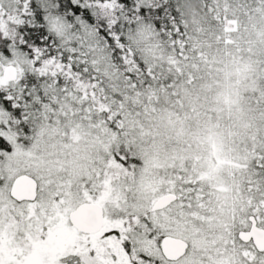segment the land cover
Masks as SVG:
<instances>
[{"label":"snow or ice","instance_id":"1","mask_svg":"<svg viewBox=\"0 0 264 264\" xmlns=\"http://www.w3.org/2000/svg\"><path fill=\"white\" fill-rule=\"evenodd\" d=\"M0 264H264V0H0Z\"/></svg>","mask_w":264,"mask_h":264}]
</instances>
